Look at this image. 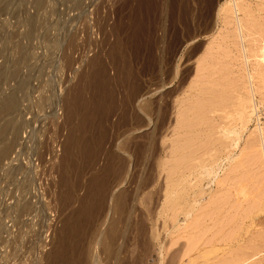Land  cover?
Returning <instances> with one entry per match:
<instances>
[{
  "label": "rangeland",
  "instance_id": "374dc122",
  "mask_svg": "<svg viewBox=\"0 0 264 264\" xmlns=\"http://www.w3.org/2000/svg\"><path fill=\"white\" fill-rule=\"evenodd\" d=\"M16 1L17 2H15V5L12 8L10 7L8 11L1 13L0 15V64L4 62V56H8L12 61H18V59L19 61L23 60V65L18 71L19 74L17 73L14 76L17 80L14 78L10 79L9 76H7L5 80H0V94L8 95L11 93L12 88L23 92L22 94L19 93L20 97L18 96L19 99H21L19 100V113L17 114L16 119L17 122H23L22 124L26 129H22L25 133L23 132L20 135L21 137H19L17 141V146L20 145V143L25 144L31 140L34 142V138L32 137H34L36 133L38 134V139H35V145H38L39 139L42 137L41 135H43L41 129H44V126L35 127V125H32L33 121L36 119L39 122V114L36 113V118V116H31L30 112H39V110H42L45 115H48L49 111H51L50 117L52 122H58L59 116L57 115V110H61V114L63 113L62 122H60L59 126L58 124L56 125L57 128L61 127V124L66 120L67 116L58 102L69 94L70 89H80L84 86V79H81V74L85 71L89 62L96 54L98 55L97 60L100 61L103 71L106 73L107 88L111 95H107L105 99V102H107V112L103 118L104 120H99V122L98 120L96 121V118L93 122H96L97 124L93 123L92 125V129L93 127L95 128V130L93 129V132H96L97 135L96 147L98 153L95 150L92 158L90 157L87 160L89 161L88 163L87 161H85V163L82 162V160H80L82 159L80 155L79 157L76 155L77 158H74L75 161L80 162L81 164L79 165L80 167L78 166L79 169L78 167L76 169L74 168L73 172L68 176L70 177L68 178L69 183H67V186L70 187V190L68 189L67 191L69 198L68 196L62 197L64 196L63 194L66 193L65 188L67 189V187L61 186L58 182V177L50 182L48 181V184L44 186L43 192L35 188V182L33 181L28 184L27 182L22 183L26 184L24 185V188L27 192L24 188L19 191L17 187L21 184L19 181L21 175L16 174V176L13 177L14 174H11L10 177V172L4 171L6 168H9L15 173L18 170H20L19 173L22 172L23 175L28 173L29 170L25 172L26 169H23L20 164L14 166L15 164L12 163L15 157L13 156L15 150L11 153L8 161L3 160V162H0V229L2 228L0 232L3 240V242H0V264H47L50 261L49 256L59 250V244H57L56 248L54 243H50L51 239L47 242L48 244L45 245V247L40 244L37 239L38 234L33 231L36 226H32L29 220L35 211L45 208L46 205L48 210H46L45 213L48 215L51 211V213L54 214L57 229L52 239L53 242L57 237L55 235L61 232L62 228L67 225L66 222L74 211L82 210L84 213L83 210L90 209L91 205H96L98 208H96V206L95 208L99 210L98 205L100 203V207H102L100 208L101 211L99 210L96 212V209H94L92 210L94 212L92 213L91 211L92 214L90 215L86 213L80 215L81 217L79 221H85L86 218V221H89L83 222V235H81L82 233L76 234L77 238L75 237L74 240V245L76 247L78 246L79 250L81 249L79 255L83 257L82 259L87 257L86 260L88 262L84 260L82 264H93V262L94 264H190V261L195 259L194 257L203 254V252L208 254L206 262L204 261L206 264H240L242 259L239 261V258H241L245 252H247V255L249 254L247 256L249 259L247 260L248 262H245L244 264H264V249H259L264 248L260 241V237L264 233V212L260 213L253 208V206H256L257 204L256 200H258V194H256L258 193L257 189L255 192L253 191L255 190L254 187H252V192L250 188H248V191L250 190L248 194L249 197L245 198V201L240 200V203H237L234 196L230 194L228 196V192L222 191L221 189L219 190L214 184L207 185L205 183V185H203V190L206 192V195L202 205L199 207L201 209L198 211L200 213L204 210L207 211L208 214L210 213V215L206 218H201L200 223L203 227L200 226L197 231L193 230L194 232H190V215L184 220L183 215L178 214L179 209L176 208L177 210H175L173 208L174 210H172V208L168 206V197L166 196V193L170 191L171 180L174 177H177V174L180 175L184 173L185 175H188L190 171L188 166H182V168H179L177 174L174 173L176 169H173L174 164H176L181 157V148H184L186 145L185 143L190 139V128L184 127L186 122H190V96H196L198 94L197 89H199V86L205 81L207 74L210 73V80L214 78H216L214 80H217L218 78L216 69L213 70L216 72H213L212 70L208 71L207 68L204 70V61L208 62L211 55H215L214 57L216 61L214 60L212 63L215 64L217 61H220V63L217 62L218 65L215 66L217 68H219L218 66L220 65L224 66L223 57L228 55L227 49L232 47V44H229V39H226V37L234 34V28L226 26L223 23L227 21V16L220 12V9L224 7L227 0H82L80 7L76 9H73L74 3L71 0H46V4L42 7L43 9L39 11L40 13L38 12L39 15H35V9L32 5L33 0ZM231 1L233 5L235 0ZM236 1L237 3H240L244 0ZM15 9L16 11H14ZM222 15L224 16L222 17ZM29 16H35L36 21L39 23V26L37 25L38 28L36 26L33 29L32 33L34 37L32 36L31 40L30 38L25 37V32L27 31V19ZM239 17H241V15L235 12L234 22H236V19L238 20ZM101 19L102 21H100ZM98 23H101L100 25L103 23L102 26L104 27H101ZM82 26L83 28H81ZM84 27L86 29H84ZM73 30H76L75 41H72L71 46L68 45L67 47L69 32H73ZM83 30H86V32ZM112 31H115L117 35H114L115 33ZM190 35L192 38L194 37V39L190 40ZM27 38L28 40H26ZM10 40H12V42ZM224 42L227 45L224 44ZM12 43H16V46ZM77 44L80 45V48ZM115 44L117 46L120 44L122 46L124 45L123 49L121 45V47H114ZM110 46L112 48H110ZM21 48L25 50L22 49L21 52ZM101 50L103 51L101 52ZM115 50L118 51L116 54L113 52ZM25 51L27 56H24L26 55L24 54ZM219 53H224L222 54L223 56H220L222 57V60H217L220 59V57L217 58L220 55ZM233 53L235 54V51ZM122 55H124L125 58L127 55L128 59H125ZM207 55L210 57L208 58ZM236 56L238 55L235 54L233 56V60L235 58L237 60L236 64H238L239 68L237 72L240 75L243 68H245L243 66L244 61L241 56H238L239 59ZM206 58L208 59L206 60ZM66 60H68V63L71 62V64L64 65L66 64ZM128 61H130V63ZM221 62H223V64ZM113 63L115 69L112 66ZM248 64L251 65V62ZM248 64L246 66H248ZM127 66L131 69V75L136 73L135 76H138V84L136 81V85H140L139 87L142 86V89L140 88V90L142 93L141 95L143 96L134 100V103L131 101L132 105L130 103V109H128V113L126 114V116L130 118L129 121L128 119L126 121V116L123 114L120 115L125 109H121L123 108L121 104L122 97H119L123 94L128 95L130 88L132 87L129 81L125 80V77H127V74L125 75L126 70L129 69ZM87 70H89V68H87ZM123 72L125 73L123 74ZM211 75H213V77ZM120 77L122 79H120ZM122 80L126 83H124V81L122 83ZM190 88L194 90L191 89L190 91ZM121 89L122 92L120 91ZM89 91L91 93V90L86 89L85 95L91 100L92 93L89 97ZM120 93H122V95ZM112 97L113 99L115 98V100L111 99ZM112 100L115 101L116 104ZM146 102L150 106L145 104ZM114 104L115 106L113 107ZM142 104L148 105L149 110L145 112L144 109L141 110L140 106H143ZM109 107H113L111 108L112 110H110ZM115 110L116 113L114 112ZM256 114L259 116L258 118L256 117ZM255 115V118L243 138H245L247 133L254 130L256 124L259 126L264 125V106L260 107V110L256 111ZM79 117H81L80 119L82 120V115ZM79 117H75L74 125L81 122ZM46 118L48 119L49 117L47 116ZM139 119L142 120L144 125L135 128L132 131L126 130V127L128 126L127 124L135 126ZM257 119H259V122ZM77 121H79V123ZM38 122L36 123L35 121L34 123L38 125ZM101 122L103 124H101ZM65 126L67 127L65 128L67 133H65L66 138V135H68V131L70 130V125L67 126L65 124ZM96 126L98 130L100 127L103 128L104 126V134L101 135L100 131L96 130ZM154 126H157V130L156 128H153ZM52 128H55V126L51 127L48 123L46 129H48L49 133H52L54 130ZM152 130L154 132H152ZM97 131L100 135H98ZM39 133L41 134L40 137ZM150 134L153 135L150 136ZM47 136H49V134H47ZM144 137L149 138L145 139ZM150 138L153 139V143L152 141L150 142ZM126 139H129L127 140L129 143V154L123 153L117 148V146ZM37 140L38 142H36ZM63 141L65 142L66 139ZM137 144H141L145 147V152L142 153V155H137L136 151H134ZM62 146L63 143L61 149ZM147 147H150V150H148ZM112 152L115 154L117 153L120 157L122 156L126 160L127 166H124L125 171L123 176L118 178L117 175L114 176L113 173L109 172L104 177L103 181L102 173H105L104 170L110 164L109 155ZM188 154H190V150H188L185 155ZM58 160L57 163L59 162ZM248 160L250 161V159ZM244 162L246 166H249L251 163L246 159ZM28 163L30 164L28 169H31L32 163L30 159L28 160ZM57 163L55 166H57ZM64 163H66V161ZM6 164L9 165L7 166ZM65 165L66 164L62 166L64 169L66 168ZM64 169H60L59 171L60 173L63 172L62 174H64L65 178L66 169ZM260 170H258L259 172H256L260 173ZM253 172V174L256 173L255 171ZM99 174H101V176H98ZM219 175L222 176V173ZM94 176H98L95 177L98 179L97 182H102V184H105L104 182L106 181L108 182L109 191H107L106 195L102 194V191H99L96 188L97 184L93 183L94 179H91ZM115 177H117V179ZM122 177H124L123 181ZM112 180H114L113 182H116V184L118 182L119 185L117 184L112 188ZM39 182L41 181L38 179L37 183ZM86 188H88V190ZM91 188L93 190L96 189L94 193L97 196V199L95 200L93 198L96 196L94 193L92 195L93 190ZM86 191L90 196H88L85 204L83 198L86 196ZM186 191L188 197L186 198L185 203L189 206L190 185ZM120 192L125 193V205L123 207L125 210L122 209L120 204L117 206V204L113 203L115 199L114 197ZM254 192L256 196H254ZM60 193H62V195ZM119 195L122 194L120 193ZM26 196L31 200V206L29 207L30 209L26 211L27 213L24 212V215V213L20 214L14 209V203L17 198H21L22 200L27 199ZM60 197H62V203ZM254 197L255 199H253ZM66 198L69 200H65ZM98 198L101 199L99 200ZM224 201L228 202V205L225 204ZM240 204L241 206H239ZM237 205L239 208L236 207ZM80 206H83V209ZM93 206L91 209L94 208ZM229 206L232 207L229 208ZM240 209L242 210L240 211ZM119 210H124V212ZM85 215H87V217ZM84 216L86 218H84ZM90 216L92 219L89 218ZM175 217L177 218V223L174 221L176 219ZM10 218L16 219V224L13 227V231L15 230L16 234L13 236L12 241L9 239L8 221ZM235 221L237 222L236 224ZM107 229L110 231L112 230L111 233L120 232L118 233L119 238L112 239V236L110 235V239V237L107 236L109 232ZM246 231L249 233L245 235ZM83 236L84 241L82 240ZM241 236L244 238L242 241H239ZM227 237L235 239L232 240L234 243H229L231 244V247H228L229 249L226 246V244H228L226 242ZM235 237H238L237 240ZM218 239L221 241L219 242ZM192 241H195V244H193ZM112 244H114V246ZM259 244L263 247H259ZM107 245L109 247H107ZM191 245L197 246L193 247ZM252 245L254 250L250 247ZM255 248L261 250L257 255H255V253H257L258 250L255 251ZM231 253L233 254L231 255ZM47 254L49 255L48 257ZM252 255L253 257H251Z\"/></svg>",
  "mask_w": 264,
  "mask_h": 264
},
{
  "label": "bare ground",
  "instance_id": "6f19581e",
  "mask_svg": "<svg viewBox=\"0 0 264 264\" xmlns=\"http://www.w3.org/2000/svg\"><path fill=\"white\" fill-rule=\"evenodd\" d=\"M71 1H73V3H74L73 4L74 6L72 5L73 6V9H76V8L80 7V3L82 2V0H71ZM15 2H17V1L16 0H0V15H1V13H4V12L8 11L10 7L12 8L15 5ZM234 2L235 3L232 5V1L231 0H227L226 3H225V5H224V7L222 9H220V12L224 13L225 16H227V18H226L227 21L226 22H223V23L226 26H229V27L234 28V30H233L234 34H232L231 36L228 35L226 37V39H229V41H228L229 44H232V47H234V48L229 47L227 49L228 50V52H227L228 55H226V56L223 57L224 64H223V62H221L224 66H221L220 65V66H218L219 68L216 67L218 65L217 62L220 63V61H217L215 64L212 63L215 60V57H214L215 55L214 56L211 55V58H209L210 56L207 55V57L210 60H208V62H205L204 61V63H205L204 64V68H205L204 70H206V68L208 69V71L209 70H212L213 71V70L216 69L217 70L218 78H217V80H214L216 78L210 80V78H209V74L210 73L207 74L206 79L204 78L205 81L202 82V84L199 83L201 85L199 86V89H197L198 90L197 91L198 94L196 96H193V95L190 96V122H186L184 124L185 125L184 127L190 128V139L187 140L188 142L186 141L187 143L183 142L186 145H185L184 148H181L182 149V150H180L181 151V157H180V159H178V162H176V164H174V168H173V169H176V171H174L175 174L178 173V171H179L178 169L179 168H182V166H184V167L185 166H188L190 171H189L188 175H185L184 173H182L180 175L177 174V177H174L171 180V182H170V191H168V193H166V196L168 197V206L171 207L172 210L179 209L178 210V214L179 215L182 214L183 217H184V220L187 219L189 217V215H190V220H191L190 221V226H191L190 232L193 231V230L197 231V229L200 226H202L201 223H200L201 222L200 221L201 218H203V217L206 218V217H208V215H210V213L208 214L207 211H204L203 210L200 213L198 211L199 209H201L199 207L202 205V203L204 201V197L206 195V192L203 190V185H205V183L207 185L214 184V185H216V188H218L219 190L221 189L222 191L228 192V196H229V194L232 195V196H234L235 199H236V201H237V203H240L239 202L240 200L241 201H245L246 200L245 198L249 197L248 196L249 191L252 189V187H254L255 190H253V191L256 192V189L258 190V193H256V194H258V197H257L258 200H256L257 204H256V206H253V208L256 209V210H258L260 213H263L264 212V125L262 126L260 124L261 126H259L258 124H256L257 126L255 125L254 130L251 131V132H249V133H247V135H245V138H243L244 134L247 132V130L249 129L250 124L252 123L253 119L255 118L254 116L257 115V114L255 115L256 111L260 110V107H263L264 106V0H244V1L240 2V3H237V1L235 0ZM44 4H46V0H33V4L32 5H33V7L35 9V15H39V13H40L39 11L41 9H43L42 7L44 6ZM17 7H18V5H17ZM17 7H16V9H17ZM16 9L14 11H16ZM235 12L237 14L241 15V17H239L238 20L235 18L236 19V22H234V14H235ZM14 13H16V12H14ZM223 16L224 15H222V17ZM34 19H35V16H29V18L27 19V26H26L27 27V31L25 32V34H26L25 37L30 38V40L32 39V36H33V33H32L33 32V29L37 25L39 26V23L36 21V19L35 20ZM100 21H102V19ZM24 23H26V22H24ZM103 23H102V25H103ZM102 25H100V26L101 27H104ZM38 26H37V28H38ZM77 26H79V25H77ZM81 28H83V26ZM84 29H86V28L84 27ZM80 30H82V29H80ZM83 31L86 32V30H83ZM112 32L115 33V31H112ZM0 33H1V31H0ZM114 35H117V34L115 33ZM75 36H76V30H73V32L72 31L69 32L68 41H67V47H68V45L71 46L72 41H75L74 40L75 39ZM80 36H81V34H80ZM192 36H194V35H192ZM28 38L26 40H28ZM114 39H116V38H114ZM192 39H194V37L192 38L191 35H190V40H192ZM226 39H224V40H226ZM14 40H15V38H14ZM82 40H84V39H82ZM10 41L12 42V40H10ZM113 43H115V42H113ZM226 43H227V41H226ZM226 43L224 42V44H226ZM15 44H13V45H15ZM246 44H247V46H246ZM77 45L80 48V45L79 44H77ZM120 45H118V46H120ZM74 46H75V44H74ZM116 46L117 45L115 44L114 47H116ZM123 46H122V49H123ZM229 46H231V45H229ZM28 47H29V45H28ZM72 47H73V45H72ZM110 48H112V47L110 46ZM22 49L23 48L20 49L21 52H22ZM77 49H78V47H77ZM23 50H25V49H23ZM26 50H27V48H26ZM102 51L103 50H101V52ZM234 51H235V54H237L238 56H241L243 58V61H244V65L243 66L245 68H243V70L241 71V73H240V70H239L240 75L237 72V70L239 69L238 68V64H236L237 60H236V58L233 60V56L235 55L233 53ZM98 52H99V49H98ZM105 52H107V51H105ZM113 52H115V54H116V52H118V51L115 50ZM108 53H109V51H108ZM119 53H117V54H119ZM8 54L10 55L9 52H8ZM24 54H26V51H25ZM222 54H224V53H222ZM222 54H220L217 58H219L220 56H223ZM110 55H111V53H110ZM127 55H129V54H127ZM127 55H126V58L128 59ZM24 56H27V54L24 55ZM122 56H124V55H122ZM216 56H217V54H216ZM238 56H236V57L238 58ZM22 57H23V55H22ZM64 57H66V56H64ZM1 58H2V56H1ZM9 58H8V56L7 57L4 56V59L5 60H3L4 62L2 64H0V80H5L7 76H9L10 79L11 78L16 79L14 76L17 73L19 74L18 71L20 70V68L23 65L22 64L23 60L22 61H19V59H18V61H16V60H14L16 58H14L13 59L14 61H12ZM97 58H98V55L96 54L94 56V58L89 62V65L87 67V68H89V70H87V68H86L83 73L81 72L82 73L81 74V79L82 78L84 79V86H82V87L80 86L81 87L80 89L79 88L78 89L77 88L70 89L69 94L66 95L65 97H63L62 99H60L59 102H58L61 105V107L63 109V112L67 116L66 120L61 125H63L65 128H67L65 126V124L67 126L70 125V130L68 131V135H66V138H64V139H66V141L65 142L63 141L62 142L63 143V146H62V149H61L62 150V153L60 154L61 156L59 155L60 156L59 157V160H58L59 162L57 163V166H56V170L59 173V175H58V182L61 184V186H64V187L66 186L67 187V189L65 188V190H66L65 192L66 193L63 194L64 196H62V197H65V196H68L69 195L67 191H68V189L70 190V187L67 186V183H69L68 182V180H69L68 178H70V177H68V176L70 175L71 172H73V169L74 168L76 169L81 164L80 162L75 161L74 158L76 157V155H78L77 157H79V155H80V157H82V159H80V160H82V162L85 163V161H87L90 157L92 158L95 150L97 152V147H96V141H97L96 136L97 135H96V132H93V129L95 130V128L93 127V129H92V125L94 123L93 121H95L96 118H97L96 121L97 120L99 121V120H102L105 117L106 112H107V102H105V99H106L107 95L110 94L109 91H108V88H107L108 86H107V81H106V76H105L106 73H104L103 68H102V66L100 64V61H98ZM100 58H101V56H100ZM124 58H125V56H124ZM208 58H206V60ZM221 58L222 57H220V59H217V60H222ZM20 59H22V58H20ZM24 61H26V60H24ZM128 62L130 63V61H128ZM156 62H157V60H156ZM246 62H247V64L251 62V65L248 64V66H246L247 65ZM68 64H71V62L68 63V60H66V64H64V65H68ZM112 66L114 68V63H113ZM116 66H117V64H116ZM104 68H106V67H104ZM127 68H129V67L127 66ZM118 69H121V68H118ZM134 69H135V67H134ZM134 69H132V70H134ZM140 70H141V68H140ZM116 71H117V68H116ZM122 71H123V69H122ZM213 72H216V71H213ZM124 73L125 72H123V74ZM131 73L132 72H131V69L130 68L127 69L126 70V73H125V75L127 74L126 75L127 77H125L126 78L125 80L129 81L130 85L132 86L130 88V91H129L128 95H124V94L122 95V93H120L122 96H119V97H122L121 98V104H122V107L123 108H121V109H125V110H123V113H121L120 115L123 114L124 116H126V114L128 113V109H130V103H131V101H133V103H134V100L139 99V97H143L141 95L142 93H141V90H140V88L142 86L139 87L140 85L139 86L136 85V81L138 79V76L137 77L135 76L136 73L135 74L133 73V75H131ZM200 74H201V72H200ZM211 76L213 77V75H211ZM120 79H122V78L120 77ZM116 80H117V78H116ZM141 80H142V78H141ZM123 81L124 80H122V83H123ZM113 83H114V81H113ZM124 83H126V82L124 81ZM137 84H138V81H137ZM115 86H117V85H115ZM113 88H115V87H113ZM86 89L91 90V93H92L91 100H90V98L88 99L86 97V95H85V90ZM191 89L192 88H190V91H191ZM192 90H194V89H192ZM120 91L122 92V89ZM19 93L22 94L23 92L21 90L17 91L15 88L14 89L12 88V91H11L10 94H8V95H2V94H0V162H3V160H7V161L9 160L11 153L17 147V144H18L17 141H18L19 137H21L20 135L24 132L23 130H24L25 127L22 124L23 122H17V119H16L17 118V114L19 113L18 112V108H19V105H20L19 100L21 99V98L19 99V97H20L19 96ZM91 93L89 91L88 96ZM114 93H115V91H114ZM114 95H116V94H114ZM58 97H59V95H58ZM111 99H113V97ZM113 100H115V98ZM113 102H115V101H113ZM115 104H116V102H115ZM115 104L113 105V107L115 106ZM145 104H148V103L146 102ZM131 105H132V103H131ZM148 105L140 106V109L141 110L144 109V112L145 111H148L149 110ZM113 107H109L110 110H112L111 108H113ZM114 112L116 113V110ZM80 115H82V120L80 119L81 117H79ZM77 116L79 117V119L81 120V122L79 123V121H77L79 124L76 123L74 125V120H75V117H77ZM256 117L258 118L259 116L257 115ZM106 118H107V116H106ZM123 118H125V117H123ZM63 119H65V118H63ZM127 119H128V121L130 120V118L127 117L126 118V121H127ZM257 121L259 122V119H257ZM94 124H97V123L95 122ZM101 124H103V123L101 122ZM127 125L128 126L126 127L127 128L126 130H128V131L131 130L132 131L135 128H139L140 126H142L144 124H143L142 120L139 119L138 122H137V125L136 124H135V126L134 125L132 126V124H127ZM156 127L157 126H154L153 128H156ZM103 128H104V126H103ZM103 128L100 127V129L98 130V128L96 126V130L100 131L101 135L104 134V129ZM156 130H157V128H156ZM98 131H97V133H98ZM152 132H154V131L152 130ZM40 133H39V137L41 135ZM124 133H127V132H124ZM98 135H100V134L98 133ZM151 135H153V134H150V136ZM103 137H106V136H103ZM30 138H31V136H30ZM32 138H34L33 141L35 142V139L36 138L38 139V134L36 133L35 136L32 137ZM148 138H145V139H148ZM81 139H83V140H81ZM127 140H129V139L123 140L119 144V146H117V148L121 152L129 154V152H130V150H129V143H128ZM152 140L153 139L150 138V142ZM101 141H102V139H101ZM25 142H26V140H25ZM31 142H32V140H31ZM36 142H38V140ZM146 143H147V140H146ZM152 143H153V141H152ZM136 146H135L136 150L134 148V151H136L137 155L138 154H141L142 155V153L145 152L144 151V148L145 147L143 145H141V144H137ZM149 148H148V150H150ZM188 150H190V154L185 155ZM177 153H178V151H177ZM109 156H110V164H109V166L107 168L105 167L106 168L104 170L105 173L104 174L102 173V175H103L102 176V180L104 179V177L109 172L113 173L114 176L117 175V177L119 178V177L123 176L124 171H125L124 166L126 165V160L122 156L120 157V156L117 155V153L115 154L114 152L110 153ZM73 159H74V161H73ZM138 159H139V156H138ZM245 159L248 162H251L250 165L247 163L249 166H246L245 165V162H244ZM248 159H250V161ZM11 161H12V158H11ZM65 161H66V163H64ZM88 162L89 161H87V163ZM9 164H6V165L8 166ZM64 164H66L65 165V167H66L65 169L66 170L64 169V167H62V166H64ZM10 166H11V164H10ZM14 166H16V165H14ZM79 167H78V169H79ZM60 169L61 170L62 169L65 170V173H66V177L65 178H64V174H62L63 172L60 173V171H59ZM173 169H171V170H173ZM258 170H260L261 172L258 173L259 172ZM4 171H9L10 172L9 173V176L11 174H14L13 177H15L16 174H18L20 172V170H18L15 173L11 169H9V168H6V170H4ZM253 171H255V172L258 171V172H256L255 174H253L254 173ZM185 172H186V170H185ZM220 173H222V176L219 175ZM172 174H173V172H172ZM98 176H101V174H99ZM98 176H94L93 178H91V179H94L93 180L94 182L92 180H90V181H92L93 183H96L97 184L96 188L99 191H102V194H105L106 195L107 191H109L108 190L109 184H108L107 181L104 182L105 184H102V182H97L98 179L95 178V177H98ZM174 176H176V175H174ZM117 177H115V178L117 179ZM123 178L124 177H122V181H123ZM19 181L21 182V179ZM113 181L114 180H112V182H111L112 183V186H111V183H110V186L112 188L118 184V182L116 184V182H113ZM189 181H190V183H189ZM189 185H190V205L188 206L185 203L186 202L185 200L188 197L187 196L188 194H187V191L186 190L188 189ZM22 188H24V185L21 183V184H19V186L17 187V189L20 191ZM248 188H250L249 191H248ZM86 189L88 190V188H86ZM109 189H110V187H109ZM95 190L92 191V195L95 192ZM98 190H97V193H98ZM11 191H12V189H11ZM25 191H26V189H25ZM62 191H64V190H62ZM89 192H90V190H89ZM255 192H254V196H256L255 195ZM87 193H86L85 198H83L85 200V204H86V200H87L88 196L91 195V192H90V195H89V193L88 194ZM120 193L122 195H119ZM120 193L118 195H116L114 197L115 198L114 201L113 200L112 201H113V203L117 204V206H118V204H120V206L122 207V209H124L123 207L125 205V199H124L125 198L124 197L125 193L124 192H120ZM24 194H26V193H24ZM60 194L62 195V193H60ZM27 195H29V194H27ZM94 195H95V193H94ZM18 196H19V194H18ZM62 197H60L61 203H62ZM68 198H69V196H68ZM68 198H66L65 200H67ZM223 198H225V197H223ZM83 199H82V202H83ZM93 199L94 200L97 199V196L95 198H93ZM98 199L100 200L101 198H98ZM226 199H229V198H226ZM253 199H255V197ZM88 200H90V199H88ZM99 202H97V203H99ZM251 202H253V201H251ZM65 203H66V201H65ZM65 203H64V205H65ZM227 203L228 202H225V204H227ZM100 204L99 205L97 204L99 206V210H100V208H102V207H100ZM102 204H103V198H102ZM235 205H236V202H235ZM30 206H31L30 205V201L28 199H23L22 200L21 198H17L16 201H15V203H14V208L20 214L21 213L23 214L24 212L28 211L30 209L29 208ZM83 206H80V207H82V209H83ZM92 206L93 205H91L90 209H88V210L87 209L83 210L84 213L90 215V214H92L94 212L92 210L98 208L95 205L96 208H95V206H93L94 208L91 209ZM239 206H241V204ZM239 206L237 205L236 207L239 208ZM230 207H232V206H229V208ZM236 207H234V208H236ZM202 209H203V206H202ZM99 210L96 209L95 211L97 212ZM124 210H122V211L119 210V211L124 212ZM235 210H237V209H235ZM241 210L242 209H240V211ZM91 211H92V213H91ZM229 211H227V212H229ZM227 212H224V213H227ZM82 213H83L82 210L74 211L72 213L71 217H69V219L67 220V222H66L67 225L64 228H62L61 232H59L57 235H55L57 237L54 239V241L52 243H54V246L55 247L57 246V244H59L60 246L58 245V247H59V250L60 251L58 250L55 253L53 252L54 254L53 255L51 254V256H49L48 255L49 253H48L47 254V257L49 256L50 261L47 264H82L83 261L86 260L87 257L85 259H82L83 257L79 255L80 254L79 251H81V249L79 250V247L78 246L76 247L74 245V240H75L76 234H78V233L81 234L82 233V230L84 228V223L83 222H89V221H86L87 220V218H86L87 215H85L86 217L84 216V218H86L85 221H83V220L79 221V219L81 217L80 215H82ZM24 215H25V213H24ZM6 216H7V214H6ZM84 218H82V219H84ZM89 218H91V216ZM174 221L177 223V218ZM231 221H233V220H231ZM236 223L237 222L235 221V224ZM113 225H114V223H113ZM237 225H239V224H237ZM248 225H250V224H248ZM206 228H208V227H206ZM0 230H2V228ZM108 231H107L108 232V235L107 236L110 237V235H111L112 236V239H116V238L118 239L119 238V234L118 233H120V232L111 233L112 230L111 231L108 230ZM248 233L249 232L246 231L245 232V235L248 234ZM258 234H259V232H258ZM261 234H262V232H261ZM81 235H83V233ZM251 236H252V234H251ZM190 237H191V235H190ZM258 237H257V239H258ZM196 238H197V236H196ZM237 238H236V240H237ZM243 238L244 237L241 236V238L239 239V241H242ZM83 239H84V236H83L82 240ZM110 239H111V237H110ZM191 239H192V237H191ZM232 240H235V239L234 238H231V237H227L226 238V242L228 243V244H226L227 248L228 247H231L232 242L234 243V241H232ZM16 241H17V239H16ZM220 241L221 240H219V242ZM260 241L262 242L261 244H263V246H264V233H263V235H261ZM0 242H3L2 238H1V232H0ZM194 242H193V244H195ZM79 243H80V241H79ZM208 243H210V242H208ZM223 243H225V242H223ZM229 243H231V244H229ZM109 244H111V243H109ZM252 244H253V242H252ZM108 245H107V247H109ZM112 245L114 246V244H112ZM253 245L250 246V247H252V249L254 250ZM191 246H193V245H191ZM195 246H197V245H195ZM195 246H193V247H195ZM261 246L262 245H260L259 247H261ZM193 247H191V248H193ZM87 249H89V248H87ZM259 249H264V248H259ZM207 250H209V249H207ZM257 250L258 249H256L255 251H257ZM259 251H261V250H258V252L255 253V255H257L259 253ZM84 252H85V250H84ZM252 253H253V251H252ZM94 254H96V253H94ZM232 254L233 253H231V255ZM87 255H88V253H87ZM200 255L197 256V257H194L195 259L193 258L194 260H191L190 261V264H206L205 262L207 260V255L208 254H206V253L203 252V254H200ZM236 255H237V253H236ZM248 255H247V252L243 253V256L240 255L241 258H239L240 259L239 261H241V259H242V261H241L240 264H244L245 262H248L247 261L249 259L247 257ZM251 257H253V255ZM94 258L97 259L96 257H94ZM226 260H227V258H226ZM86 262H88V261L86 260ZM235 263H237V262H235ZM93 264H94V262H93Z\"/></svg>",
  "mask_w": 264,
  "mask_h": 264
},
{
  "label": "built area",
  "instance_id": "2783aa9c",
  "mask_svg": "<svg viewBox=\"0 0 264 264\" xmlns=\"http://www.w3.org/2000/svg\"><path fill=\"white\" fill-rule=\"evenodd\" d=\"M43 112L44 111L42 110H39V112L37 111L30 112L31 116H36L37 118V115H36L37 113L39 114L38 117L40 118L39 122L37 119L35 120L36 123L38 122V125L34 123L35 121H33L32 125H35V127L44 126V129H42L43 135L42 137H40L38 145H35V142H31V141L26 142L25 144L21 143L15 148V151L13 153V156L15 157H14V161L12 162L15 165L20 164L23 167V169H26L25 170L26 172L30 166V164L28 163V160L29 159L31 160L32 168L30 170L28 169L29 170L28 173L25 174L24 177H23L22 172H21L22 174L18 173V175L21 174V178H20L21 183L27 182L28 184L34 181L35 188L37 190H41V192H43L44 186L48 184V181L49 182L52 181L59 175V173L56 170L55 165L57 163V160L59 159L58 156L61 154V145L65 138V133H66L65 127L63 125H61V127H58V128L57 126H55L57 124L59 125L60 122H62L61 121L62 120L61 110H57L58 113L56 112L57 115L59 116L58 122H52L51 117H50L51 111H49L48 115H45ZM47 116L49 117L48 119L46 118ZM48 123L49 125H51V127L55 126V128H53L54 130L52 131V133H49L48 129H46V126ZM47 134H49V136H47ZM23 138H24V134H23ZM36 146H38V148ZM38 179L41 182L37 183ZM23 185H26V184H23ZM28 200L31 202L30 199ZM33 210H34V207H33ZM46 210H48V207L45 205V208L43 209L41 208L38 211H35V213L29 218L32 226L34 227L36 226V228H34L33 231L38 234L37 239L39 240L42 246L44 245V247L45 245L48 244L47 242L50 239H51L50 243H52V239L57 229L56 218H54V214H52L50 211L49 214L47 215L45 213ZM15 220L16 219L10 218V220L8 221L9 239L11 241L13 239V236L16 234L15 230L13 231V227L16 224Z\"/></svg>",
  "mask_w": 264,
  "mask_h": 264
}]
</instances>
